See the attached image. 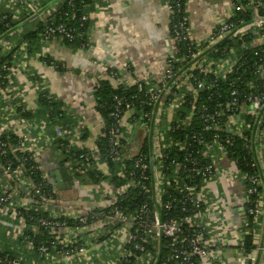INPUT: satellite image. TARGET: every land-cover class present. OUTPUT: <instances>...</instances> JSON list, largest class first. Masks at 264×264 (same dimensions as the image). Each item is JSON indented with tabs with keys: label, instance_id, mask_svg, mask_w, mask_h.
Masks as SVG:
<instances>
[{
	"label": "built area",
	"instance_id": "1",
	"mask_svg": "<svg viewBox=\"0 0 264 264\" xmlns=\"http://www.w3.org/2000/svg\"><path fill=\"white\" fill-rule=\"evenodd\" d=\"M43 1L0 0L3 13L0 25L6 30L0 33V62L6 56L13 60V67L7 62L0 64V251L3 253L0 264H227L220 235L225 223L223 201L210 195L208 184L218 182L223 173L237 181L242 193L237 208L253 217L254 238L258 223L264 221V50L258 48L264 44V0H229L232 4L229 15L217 23L208 38L199 41L189 37L188 0L185 1V15L172 24L170 36L175 54L180 44H185V54L181 59H176L175 54L168 59L167 69L158 83L151 86L146 83L148 89L142 103L151 111L141 116V123L134 121L128 125L131 105L116 98L112 115L118 118L117 125L123 130L120 132L115 125L107 130L105 158L113 164L129 161L139 153L145 138L152 152L150 161L141 156L128 173L136 180L120 187L108 181L81 184L80 177L84 174L81 162L87 159L96 161L97 169L108 175L106 164L98 161L94 145L83 153L80 150L85 147L75 144L70 131L50 126L45 116L22 117L30 109L18 98L20 90L15 75L17 71L26 76L31 72L25 63L27 45H19L23 29L18 23L24 17L45 22L42 45L53 37L58 41L74 39L63 23L47 21L48 17L56 16L61 0L50 2L46 9ZM166 4L170 12L172 6L168 1ZM182 5L179 0L175 2L177 8ZM245 11L250 13L248 20L237 15ZM71 13L74 18L75 12ZM88 19L82 16L81 21ZM245 52L252 53L251 64ZM173 63H185V66L179 65L174 70ZM195 70L201 77L212 75L223 80L228 88L216 92L218 98L211 108L203 105L200 110L203 133H213L212 140L194 133L188 141L173 144L175 153L169 156L166 150L171 143L167 131L176 113L182 110L184 97L195 98L207 89L206 99L212 101V87L206 85L204 77L195 80ZM231 74L236 76L226 79ZM32 86L36 92L47 89L43 77ZM138 87L142 89L141 84ZM184 115L181 124L188 126L192 110L184 111ZM101 124L100 133L104 132L102 120ZM136 129H141V139L132 153L127 148V139ZM219 132L224 133V138ZM7 134L15 136L16 142L4 141L2 138ZM235 137L243 142L245 164L250 171L256 168L258 172L239 171L238 160L229 157ZM58 138L69 139L66 152H72L71 160L75 161L64 160L63 168L72 178L66 190L73 189L76 182L86 189L91 202L58 200L56 193L65 189H60L38 163L39 154ZM194 145L199 147L195 153L200 157L190 152ZM204 158L207 163L201 162ZM103 163L105 171L100 167ZM195 166H201V171L197 172ZM35 172L39 178L33 179ZM199 173L208 180L193 186L184 182L195 179ZM116 175L124 176L120 170ZM132 187L141 196L133 212L125 206ZM171 195L172 200H164ZM253 195L254 201L249 199ZM249 202L252 206L246 209ZM175 204L177 215L173 214ZM43 231L50 239L43 238ZM241 242L235 247V263L249 264L253 261L252 252L243 257L237 249Z\"/></svg>",
	"mask_w": 264,
	"mask_h": 264
},
{
	"label": "crops",
	"instance_id": "2",
	"mask_svg": "<svg viewBox=\"0 0 264 264\" xmlns=\"http://www.w3.org/2000/svg\"><path fill=\"white\" fill-rule=\"evenodd\" d=\"M231 6L229 0H188L190 39L199 41L208 38L217 23L229 15ZM89 19L87 50L73 51L64 47L60 41L53 40L42 45L41 52L34 53L25 60L30 72H36L39 77L44 78L49 94L78 119L79 132H75L72 139L75 144L87 149L94 145V139L100 134L102 127L92 98V89L97 81L109 80L112 84L122 85L143 81L151 86L162 79L168 59L175 54L168 32L169 10L166 0H95ZM36 22L38 21L34 17L26 20L24 27L21 26L23 32L32 30ZM44 52L63 62L68 71L61 74L45 67L39 61ZM107 70L124 74L120 79L112 80ZM15 84L20 90L18 98L21 102L28 109H37V92L22 71L16 72ZM81 129L88 133L84 140L81 139ZM140 139L141 129H136L129 135L127 148L130 152H135ZM37 159L49 175L54 169L61 168V158L53 151L52 146L41 152ZM100 167L105 171L104 163ZM226 167L227 164L225 169ZM216 182L209 183L208 190L210 195H216L223 201L222 215L225 223L223 229H220L223 257L227 264H236L235 247L241 241L243 224L231 216L240 213L237 207L241 202V187L237 181L227 177L226 173L221 174ZM57 183L61 189V184ZM69 190H74L77 194L74 200L79 202L75 203L91 202L87 198L86 189L76 182L74 188ZM254 242L255 250L251 254L253 261L249 264H264V221L257 225Z\"/></svg>",
	"mask_w": 264,
	"mask_h": 264
},
{
	"label": "trees",
	"instance_id": "3",
	"mask_svg": "<svg viewBox=\"0 0 264 264\" xmlns=\"http://www.w3.org/2000/svg\"><path fill=\"white\" fill-rule=\"evenodd\" d=\"M58 0H44L43 1V9H46L48 7V4L50 2H55ZM93 1L95 0H61L59 9L56 13V16H50L48 17L47 21L55 23H63V25L71 30V33L74 36V39L72 41H68L66 39H61V44L69 48L71 50H87L89 43H88V31L90 27V19H88L85 22L81 21L82 16H88L89 18V12L92 9ZM168 3L172 6L171 11L169 12V27L168 32L169 36H171V26L174 24L177 19H181L184 14L185 10V1L186 0H179L183 5L179 8L175 7V2L178 0H166V3ZM59 2V1H58ZM75 12V17L72 18V13ZM249 12H240L237 13V15L240 18H244L245 20H248ZM3 15V13L0 12V17ZM26 17L22 18V20L18 23V26L24 27L26 24ZM25 20V21H24ZM8 21V20H7ZM25 23V24H24ZM32 30H27L23 32L22 38L19 41L20 44H26V53L28 56H33L34 53L41 52V47L43 44V37H44V30L46 29V23L38 21L33 25ZM188 26V22H187ZM4 25H0V33H5ZM58 38L53 37L52 40H57ZM51 40V41H52ZM225 44V43H224ZM258 48H261L264 50V44L259 46ZM258 48L254 49L257 50ZM218 49V47H217ZM246 53V52H245ZM185 54V44H180L178 46V53L175 54L176 59L183 58ZM218 53L214 54L213 56H217ZM246 57L248 59V63L251 64L253 60L251 59L252 53L247 52ZM39 61L43 63L45 67L51 68L53 71L64 74L67 70L65 64L63 62H59L55 60L50 55H41L39 58ZM2 62H7L10 67H13V60L10 58V56H6L3 60H1L0 64ZM185 66V63H173L174 70L178 68V66ZM171 67V66H170ZM107 74L112 80L120 79L121 76H123V72H118L114 70H107ZM110 74H113L112 77ZM194 79L199 80L202 79L207 86L212 87L210 91L211 94V100L208 101L206 98L208 94H206V90L200 91L199 94L193 98L190 96H185L184 101L182 103V110L180 112H177L175 115V120L172 122L168 128L167 135L169 138V141L171 143V147L169 150H166L167 155L172 156L173 153H175L173 149V144L177 143V141L180 140H187L191 138V136L196 133L200 134L202 133L204 138L208 141L212 140L211 136L213 133H203L202 125H201V119H200V113L201 108L203 105H205L207 108H211L214 103L216 102L218 96L216 92L219 90L226 91L228 88V84L226 85L223 80L221 79H214L212 78V75L210 76H203L198 75L197 71H193ZM236 75H229L226 77V79L231 80ZM11 80H13L12 76L10 77ZM26 78L33 84L36 85L39 82V76L36 72L29 73ZM116 82V81H115ZM139 84H141L142 89L139 90ZM148 86L145 82H137L135 84L130 85H122V84H112L109 80H99L95 84V86L92 89V98L94 101V109L96 113L101 118L103 124H104V132L100 133L95 139H94V147L97 150L98 155V161L104 162L108 169V175H103L96 167V161H93L92 159H87L86 161H82L81 163L84 164L83 171L84 174L80 177V183L85 185H96L100 184L102 182H110L115 187H120L121 185L128 184L131 180H136L135 178H131L128 173L134 168V163L137 159L143 157V160L150 161L151 157V150L150 145L148 143V139L145 138L143 140V143L140 147L139 153L130 158L129 161L122 160L120 162H117L113 164L109 158H105V152L107 150V130L111 126H116L120 132H122V128H120L117 125V120L114 115H112L114 111V107L116 104V98L121 99L124 102H128L131 105L132 112L130 115V118L127 119L128 125H132V123L139 122L141 123V116H143L145 113H149L151 110L148 108L145 103H142L145 101L144 93L147 92ZM37 109L35 110H28L23 112V118L30 119L32 117H43L45 116L47 118V121L49 122L50 126H60L63 131H70L72 135L75 132H79V121L76 117H74L72 114H69L68 111L63 107L61 102H58L53 96H51L47 89L41 90L37 92ZM20 110V109H18ZM192 110V118L190 121V124L188 126L181 124L182 121L185 120L184 111ZM117 130V129H116ZM220 137L224 138V133L219 132ZM226 135V134H225ZM88 137V133L85 129H81V139H85ZM188 138V139H187ZM4 141H9L11 143L16 142L15 136L11 134H7L5 138H2ZM122 142V141H121ZM69 139L67 138H58L56 139L53 144L52 148L53 151L60 156L61 161L59 163V167H64V160H71V154L72 152H66L68 150L69 146ZM225 145V143H223ZM243 142L239 138L235 137L232 142V146L229 152V157L233 160H238L239 167L238 170L245 172L250 171L249 167L245 164L243 157L244 152L241 148ZM229 150V147H227ZM199 149L198 146L194 145L190 149V152H192L194 155L200 157L196 152V150ZM83 153H87L88 150L86 148H83L80 150ZM78 151V152H80ZM180 159H177L176 161H179ZM73 163L74 160H71ZM169 163V161H167ZM202 163H207V160L205 158L201 160ZM72 163V164H73ZM195 169H197V172L201 171V166H195ZM120 170L123 171L124 176L120 177L116 175V172ZM250 172H258V170L253 169ZM39 178L37 172L33 175V179ZM204 176H201V173L195 177V179H187L184 180V182L187 185H196L200 184L201 182L207 181ZM133 189L129 190V198L125 201V206L127 209L131 212L137 210L140 202H141V196L138 197L137 189L132 187ZM138 198V199H137ZM174 198L173 195L165 197L164 200H172ZM249 199L254 201L256 197L249 196ZM252 204L249 202L245 205L246 209L251 207ZM188 207L191 208L189 205ZM240 212V211H239ZM179 213L178 211V205L175 204V211L173 214L177 215ZM244 213V221L246 223V226L242 229L243 234L241 236V245L237 247L239 253L243 257H247L253 250V242H254V236H253V227H254V219L253 217L249 216L246 211ZM190 213H187V215ZM43 235L44 239H50L47 232L43 231L41 233ZM41 238H37V241H40ZM165 251V250H164ZM2 251H0L1 253ZM3 254V253H1Z\"/></svg>",
	"mask_w": 264,
	"mask_h": 264
},
{
	"label": "rangeland",
	"instance_id": "4",
	"mask_svg": "<svg viewBox=\"0 0 264 264\" xmlns=\"http://www.w3.org/2000/svg\"><path fill=\"white\" fill-rule=\"evenodd\" d=\"M77 194L74 190H60L56 193V197L58 200L63 201L64 203L71 202L76 198ZM223 211V209H222ZM244 214L242 212L239 215H232V218L237 219L238 223L243 224L244 221ZM224 218V215H223ZM260 223V222H259Z\"/></svg>",
	"mask_w": 264,
	"mask_h": 264
},
{
	"label": "water",
	"instance_id": "5",
	"mask_svg": "<svg viewBox=\"0 0 264 264\" xmlns=\"http://www.w3.org/2000/svg\"><path fill=\"white\" fill-rule=\"evenodd\" d=\"M51 177H54L55 180L57 182H59L61 184V187L63 189H67L68 184H70L72 182V178L71 176L68 174V172L65 170V168L61 167L58 169H54L51 173H50ZM244 209H240V212H243ZM246 264H248L246 262Z\"/></svg>",
	"mask_w": 264,
	"mask_h": 264
}]
</instances>
